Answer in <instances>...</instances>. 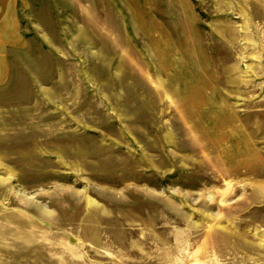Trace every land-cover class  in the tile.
I'll return each mask as SVG.
<instances>
[{
    "label": "rangeland",
    "instance_id": "1",
    "mask_svg": "<svg viewBox=\"0 0 264 264\" xmlns=\"http://www.w3.org/2000/svg\"><path fill=\"white\" fill-rule=\"evenodd\" d=\"M0 264H264V0H0Z\"/></svg>",
    "mask_w": 264,
    "mask_h": 264
}]
</instances>
